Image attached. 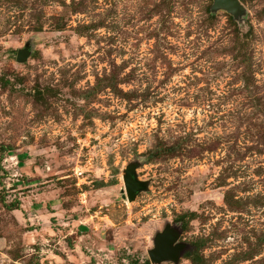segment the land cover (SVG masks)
Listing matches in <instances>:
<instances>
[{
	"label": "rangeland",
	"instance_id": "1",
	"mask_svg": "<svg viewBox=\"0 0 264 264\" xmlns=\"http://www.w3.org/2000/svg\"><path fill=\"white\" fill-rule=\"evenodd\" d=\"M239 1L0 0V264H153L167 227L161 264H264V0Z\"/></svg>",
	"mask_w": 264,
	"mask_h": 264
},
{
	"label": "water",
	"instance_id": "2",
	"mask_svg": "<svg viewBox=\"0 0 264 264\" xmlns=\"http://www.w3.org/2000/svg\"><path fill=\"white\" fill-rule=\"evenodd\" d=\"M241 9L239 0H214L213 10H224L231 15H235ZM28 54L24 51L18 53V62L27 59ZM125 185V198L129 202L135 201L136 197L146 190V183L138 179L136 167H128L123 176ZM177 234L170 227H167L163 233L156 236L154 241V249L149 252L150 260L153 264H161L163 262H177L181 256L184 247L176 244Z\"/></svg>",
	"mask_w": 264,
	"mask_h": 264
},
{
	"label": "trees",
	"instance_id": "3",
	"mask_svg": "<svg viewBox=\"0 0 264 264\" xmlns=\"http://www.w3.org/2000/svg\"><path fill=\"white\" fill-rule=\"evenodd\" d=\"M59 23L57 24L58 29H62V27L64 26V23L62 24V19L59 18ZM89 29V28H88ZM79 33H82V30H79ZM118 78L117 77H108L105 78L104 80H99L96 87L97 88H101V84L105 82V88L106 89H111L112 91H114L116 94H123L122 91H120L118 89ZM181 150V146L180 143L177 144H173V145H167L165 143H159L157 144V146L155 147V149L153 151H151L149 153V157L152 161L156 160V159H160L161 157H173L176 156L177 153H179ZM106 187V184L104 182H97V187L96 189H101ZM3 203L5 205V207L8 210H17L19 209V204L18 202H14L12 204H7L4 200ZM205 245L198 242V246L197 249L193 252V254L188 255L187 257L189 259H191V261L193 262V264H207L205 258L203 257V255L201 254V251L203 249Z\"/></svg>",
	"mask_w": 264,
	"mask_h": 264
},
{
	"label": "built area",
	"instance_id": "4",
	"mask_svg": "<svg viewBox=\"0 0 264 264\" xmlns=\"http://www.w3.org/2000/svg\"><path fill=\"white\" fill-rule=\"evenodd\" d=\"M78 175V174H77ZM83 175V173H79V176H82Z\"/></svg>",
	"mask_w": 264,
	"mask_h": 264
}]
</instances>
